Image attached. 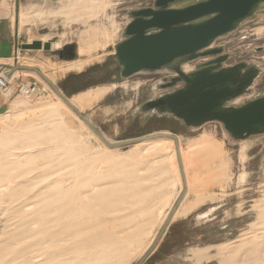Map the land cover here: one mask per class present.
Listing matches in <instances>:
<instances>
[{"label": "rangeland", "instance_id": "obj_1", "mask_svg": "<svg viewBox=\"0 0 264 264\" xmlns=\"http://www.w3.org/2000/svg\"><path fill=\"white\" fill-rule=\"evenodd\" d=\"M150 4L152 0H18V24L39 34L44 52L39 58L21 55L15 63L7 62L16 73L11 71L8 76L13 80L3 94L6 101L0 105V129L17 131L35 124L44 130L55 122L45 118L47 107L53 104L60 108L64 121L60 124L62 128L66 124L71 144V155L64 163L87 167L83 184L101 186V199L91 195V202L103 210L101 223L116 217L117 221L124 219V225L115 230L118 235L129 236L126 248L116 247L128 254L123 264H138L144 253L146 257L140 264H220V259L234 253L236 258L241 256L251 246L250 241L262 240L264 134L236 141L217 121L188 128L173 118L139 110L147 100L169 91L161 84L163 76L171 72L121 78L114 47L124 39L130 11ZM216 45L227 55L223 66L246 62L261 70L250 94L233 103L243 104L264 95V3L235 31L218 38ZM183 66L190 68L189 63ZM32 68L38 69L68 100L99 87L106 90L80 112L107 141L165 132L175 135L176 145L172 139L155 138L121 148L107 147L74 111L63 107L62 98ZM32 81L38 83V95L32 99L19 95V85ZM202 138L219 149V156L205 164L195 163L191 147ZM58 147L60 143L43 141L23 152L26 156L53 149L51 159L27 158L25 165L13 172L19 174V185L0 192V243L16 231L22 210L34 208V196L50 192V182L66 172L59 168L62 152ZM221 164L222 175L211 180L214 169ZM22 200L25 203L19 205ZM187 203L195 206L185 217H174L162 228L163 216ZM243 241L250 244L241 246Z\"/></svg>", "mask_w": 264, "mask_h": 264}, {"label": "water", "instance_id": "obj_2", "mask_svg": "<svg viewBox=\"0 0 264 264\" xmlns=\"http://www.w3.org/2000/svg\"><path fill=\"white\" fill-rule=\"evenodd\" d=\"M263 3L264 0H152L151 6L131 10L124 39L114 47L119 76L128 78L170 69L176 74L163 80L165 84L161 86L169 91L147 100L139 110L151 112L156 117L173 118L188 128L217 121L236 141L264 134V95L250 98L243 104L233 103L250 94L261 73L260 68L246 62L223 66L227 55L222 48L213 47L218 38L232 33L257 13ZM23 48L40 49L42 44L35 41ZM208 55L216 57L199 69L185 73L180 68V63ZM35 71L40 74L38 69ZM45 81L109 148L160 137H169L176 145L175 135L165 132L108 142L83 113L71 106L59 89L47 79ZM181 198L182 195L177 200ZM145 257L146 254L138 264Z\"/></svg>", "mask_w": 264, "mask_h": 264}, {"label": "bare ground", "instance_id": "obj_3", "mask_svg": "<svg viewBox=\"0 0 264 264\" xmlns=\"http://www.w3.org/2000/svg\"><path fill=\"white\" fill-rule=\"evenodd\" d=\"M31 70L35 71L34 68ZM39 73L37 74L43 76V79L46 78L41 72ZM104 93H106V90H93L72 97L68 102L80 112L84 106H89L92 101L99 99ZM62 100L63 107L67 111L72 110L63 98ZM44 115L45 118L55 120L44 130L38 128L35 124L24 125L17 131H8V127L0 129V140L3 141V144L0 145V192L11 190L19 185L17 181L19 174L13 175V172L18 169L17 167L23 165L26 160H37L38 158L48 160L52 158V148L36 155L27 154L25 156L23 154L31 146L40 144L43 141L60 143L61 148L58 147L57 150L62 153L58 157L60 160L58 163H61L62 166L59 168L60 170L67 169L66 172L50 182L48 185V187L51 186L50 192L41 191L34 196L35 201L32 210H22L23 214L17 222L18 228L11 233L8 241L0 243V264L125 263L128 254L125 251H117L116 247L121 245V247L126 248L125 245H128L127 237L129 236L118 235L115 232L120 224L124 225V219L117 221L116 217L109 222L101 223L103 220H100L99 216L103 213V210L98 203L91 202V195L95 196L96 200L101 199L102 196L99 193L101 186L96 183L83 184L82 179L88 173L87 167L64 163L65 159L71 155V144L69 143L70 132L67 131L66 124H64V128L60 124V122L64 123L60 108L51 104L47 107ZM11 132H14V134L11 135ZM167 139L171 138L160 137L161 141ZM14 140L17 141V145H12ZM191 147L196 158L195 163L205 164L219 156L217 146L205 138L194 142ZM176 155L178 165L182 169L183 163L180 160L178 150ZM214 170L216 172L211 176V180L216 181L222 175V164L216 166ZM183 185H186V179H184ZM23 201L18 202L19 205L24 204ZM194 206L195 203L184 204L181 208L174 209L172 214L173 208L170 209L163 216L160 225L163 227L170 214V219L185 217ZM261 215H264V208H261ZM262 218L264 219V217ZM152 238L153 242L155 236ZM261 239V241H250L251 246L238 258L234 253L220 259V264H264V231ZM16 240H21V242L15 244ZM244 244L243 241L241 246H244ZM195 253L198 254L199 252ZM199 255L200 253L197 256Z\"/></svg>", "mask_w": 264, "mask_h": 264}, {"label": "crops", "instance_id": "obj_4", "mask_svg": "<svg viewBox=\"0 0 264 264\" xmlns=\"http://www.w3.org/2000/svg\"><path fill=\"white\" fill-rule=\"evenodd\" d=\"M17 3L18 0H0V61H5L4 63L2 62V64L5 65L7 74H11V71H13V66L7 63L9 60H13L15 63L21 55L39 58L42 52H44L42 49L23 48L26 44L41 41V37L39 34L34 35L33 31L31 33V31H29L30 29L23 26L21 27L18 24ZM42 45L44 46V43H42ZM13 72L16 73V71ZM13 76L14 75H12V78H14ZM15 83H17V85L19 84L18 81H15ZM98 89L101 88L99 87L96 90ZM86 93L87 92H82L76 96ZM5 101L3 94L0 93V105Z\"/></svg>", "mask_w": 264, "mask_h": 264}, {"label": "built area", "instance_id": "obj_5", "mask_svg": "<svg viewBox=\"0 0 264 264\" xmlns=\"http://www.w3.org/2000/svg\"><path fill=\"white\" fill-rule=\"evenodd\" d=\"M214 47V44H213ZM216 47H218L216 45ZM216 57V55L213 56H200L194 60L185 62L190 64V68L189 69H185L184 68V64H182V71L185 73L194 71L197 66H201L204 65L206 62L214 59ZM222 65H225L224 63H222ZM11 86V78H9L7 76V69L5 67L4 64L0 63V93L6 95V93L9 91ZM19 95H21L22 97L26 98V99H32L34 97H36L39 93V86L38 83L35 81L32 82H27V83H21L19 85V87L17 88Z\"/></svg>", "mask_w": 264, "mask_h": 264}, {"label": "flooded vegetation", "instance_id": "obj_6", "mask_svg": "<svg viewBox=\"0 0 264 264\" xmlns=\"http://www.w3.org/2000/svg\"><path fill=\"white\" fill-rule=\"evenodd\" d=\"M214 47H216V46H214ZM182 64H184V63H180V68L182 69ZM203 65H199V66H197V68L196 69H199V68H201ZM195 69V70H196ZM169 72H171V74H167V75H164L163 76V79H167V78H171V77H174V76H176V74L173 72V70L172 69H170L169 70ZM168 73V72H167ZM165 84V82H163L161 85H164Z\"/></svg>", "mask_w": 264, "mask_h": 264}]
</instances>
